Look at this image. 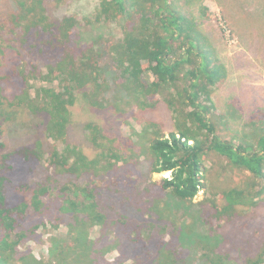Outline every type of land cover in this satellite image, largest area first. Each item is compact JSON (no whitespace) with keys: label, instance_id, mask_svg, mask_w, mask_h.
I'll return each instance as SVG.
<instances>
[{"label":"trees","instance_id":"obj_1","mask_svg":"<svg viewBox=\"0 0 264 264\" xmlns=\"http://www.w3.org/2000/svg\"><path fill=\"white\" fill-rule=\"evenodd\" d=\"M14 1L15 10L0 20L5 34L0 35V264H233L219 252L220 236L211 219L243 216L264 198V120L258 121L263 113L251 119L260 134L255 145L219 138L213 121L216 90L209 85L221 83L222 65L211 69L206 64L200 51L206 36L195 17L179 14L172 0H93L92 14L81 19L54 16L48 0ZM106 24L120 26L122 37L97 35L87 46L73 40L82 28ZM6 30L19 43L15 51L3 41ZM26 52L31 70L22 62ZM147 72L151 81L145 79ZM32 79L41 85L33 88ZM113 86L121 98H108ZM80 99L94 111H124L120 104L125 103L139 114L163 101L174 130L166 135L148 119L140 133L133 130L126 139L130 146L120 150L113 145L117 138L86 122L82 126L91 148L86 150L66 138L71 108ZM18 111L33 116L28 126L33 145L8 149L5 125L17 121L12 115ZM48 137L63 147L46 150L43 138ZM213 156L224 158V172L238 169L249 175L214 194L218 199H206L214 214L204 220L209 229L199 231L192 213L182 210L188 211L206 187ZM142 159L150 175L170 172V177L140 188L132 168ZM45 162L69 177L67 183L52 185L50 178L38 186L27 183L23 174L35 173ZM101 175L98 186H92ZM102 185L106 191L98 189ZM37 213L47 216L44 231L48 224L66 227L65 234L52 239L57 245L47 258L23 248L35 231L28 230L26 220ZM96 226L99 238L92 234ZM185 250L190 252L186 258ZM111 252L116 256L106 262ZM247 263L264 264V248Z\"/></svg>","mask_w":264,"mask_h":264},{"label":"rangeland","instance_id":"obj_2","mask_svg":"<svg viewBox=\"0 0 264 264\" xmlns=\"http://www.w3.org/2000/svg\"><path fill=\"white\" fill-rule=\"evenodd\" d=\"M172 2L179 14L188 15L189 13L190 17H195V24L200 33L206 36V38L200 39V51L204 52L203 57L206 64L211 69L216 65H222V79L219 81L221 83L214 86L209 85L210 90H216L212 100L213 112L217 115L213 119L217 126V135L222 141L255 145L256 138L260 134L250 126L252 124L251 119L258 112L259 114L263 113L258 121L262 123L264 120V0H172ZM94 5L93 0H63L62 2L48 0L49 10L54 16L75 15L79 19L90 16ZM15 8L14 0H0V20ZM80 32V35L75 34L73 40L77 39V44L86 46L95 40L97 35L122 37L121 27L114 24L85 27ZM3 33V30L0 29V35ZM6 33L8 35L3 41H6L7 45L10 44L11 49L9 51H15L14 49H18L19 43L14 35L8 33V30ZM3 35L5 36V34ZM1 40L0 36V43L2 44ZM23 57L22 62L26 65L25 67L28 70L33 69L31 56L27 53L23 54ZM35 64L40 66L42 63L35 61ZM212 77L214 78L215 75L212 74ZM145 79L151 81L152 75L147 72ZM37 81L34 79L30 81V84L35 85L33 88L41 85ZM119 93L113 86L107 96L108 98H121V92ZM30 95H35V89L30 91ZM120 106L124 111H112L113 113L107 110L94 111L80 99L71 108L72 119L66 137L68 143L91 150L82 126L86 122L97 123L104 132L117 138V141H113V145H116L120 150L127 147L128 141L126 139L129 138V135L132 136L133 130L140 133L143 129V122L148 119L161 125L166 135L174 130L172 114L163 101L155 108L140 114L136 109L127 108L125 103L120 104ZM0 112H2L1 109ZM14 113L12 117L17 121L5 125L8 149L15 145L17 147L23 144L33 145L31 139L33 130L30 131L28 127L33 116L28 112L18 111ZM123 113L125 115L120 116ZM126 119H128L127 122ZM260 133L261 135L264 133V128ZM118 136H122L124 139L119 140ZM43 140H46V150L54 144H58L60 148L63 147L62 142L57 143L52 138H43ZM129 146L130 144H128ZM90 154L92 155V153ZM212 158L214 159L207 163V168L213 170L207 174L206 187L199 192L194 204L190 205L188 211L182 210V212L192 213L199 231L209 229V223L207 224L204 220L207 221L210 214H214L212 208L208 206L209 204L205 205L206 199L213 198L228 186L245 182L249 175V173L238 169L232 170V172H224L227 165L224 158L215 156ZM45 163L36 169L35 173L29 174L26 171L23 174L26 176L27 183L38 186L43 182L46 183L48 178L52 180L53 183H49L52 185L67 183L69 177L59 175L54 168L46 167L49 164ZM132 172L134 176L137 175L138 182L142 183L140 188L152 182L159 183L171 175L170 172L150 175L144 159L141 160L138 167L132 168ZM102 176L97 177L99 180L92 181L90 184L94 187L98 186ZM98 189L102 192L107 190L104 185ZM52 191L56 194L59 193L56 190ZM218 198L216 196V199ZM181 214L178 212V215ZM214 217L211 221L216 227V234L220 236L219 252L229 257L233 264H248V260L255 258L264 248V198L260 199L259 203L243 216L227 217L224 215L221 220ZM47 220L46 215L39 213L29 215L26 220L25 226L28 230L34 229L35 231L32 237L27 239L28 242L25 243L26 246L23 245V248L25 250L27 247L31 254L37 257L47 258L49 251L54 250L57 245L52 239L66 233V227L63 224L57 226L48 224V228H45L44 231L43 223H48ZM92 234L95 238H99L100 230L97 226L93 228ZM136 245L140 246L139 244ZM191 251L197 259V252ZM189 254L188 250L183 252V256L186 255L185 258ZM114 256H116L115 252L107 254L105 261H112ZM100 264H105V262H100ZM124 264H131V261Z\"/></svg>","mask_w":264,"mask_h":264}]
</instances>
